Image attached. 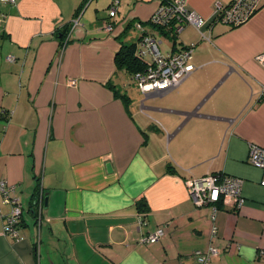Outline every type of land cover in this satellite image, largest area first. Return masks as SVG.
<instances>
[{
    "label": "crops",
    "instance_id": "crops-1",
    "mask_svg": "<svg viewBox=\"0 0 264 264\" xmlns=\"http://www.w3.org/2000/svg\"><path fill=\"white\" fill-rule=\"evenodd\" d=\"M120 1L111 18L112 0H0V180L23 206L9 237L0 192V264H197L212 247L209 264H264V170L248 162L264 149V0L240 26L218 17L232 0H186L207 22L180 34L197 69L145 95L116 58L156 32L162 1ZM219 173L243 181L245 205L197 208L187 181Z\"/></svg>",
    "mask_w": 264,
    "mask_h": 264
},
{
    "label": "built area",
    "instance_id": "built-area-1",
    "mask_svg": "<svg viewBox=\"0 0 264 264\" xmlns=\"http://www.w3.org/2000/svg\"><path fill=\"white\" fill-rule=\"evenodd\" d=\"M1 1L10 4L16 3L17 0ZM161 1L162 6L150 19L154 23L159 24L162 20L168 21L169 18L166 19V17H168L171 9H175L177 5V11L181 13L186 23L180 25L175 32L181 34L188 25L193 26L201 33L205 29L207 25L206 20L199 14L189 11L186 6V0H176L173 7H164V0ZM262 1L263 0H233L229 6L220 7L218 14L219 20L232 26H240L249 21L258 12L262 5ZM120 3V0H112L109 9L111 18L116 16ZM79 18L80 16L77 19ZM74 28L75 24H72L68 39L64 45L68 44L71 31H74ZM137 28L142 30L140 24ZM107 29L112 31L114 29L113 24H107ZM161 44V41L157 42L147 36L143 37L140 42L141 50L139 54L142 57H152V62L147 70L143 73L136 74L133 79L140 93L144 95L151 92L166 93L175 90L197 69L192 62L195 45H191L189 48L179 52L176 51L163 54L160 49ZM261 60L264 62V58H261ZM69 82L70 84L75 83L73 80ZM248 162L254 167L264 170V149L258 146H252ZM262 185L264 186V181ZM187 188L197 208L212 206L213 210L216 212L218 210V204L222 202V199L235 201L236 208L242 207L246 202L243 196V181L240 178L232 177L224 173L189 180L187 181ZM14 190V186L9 185L7 180H0V192L5 197L4 202L12 205L11 213L5 217L4 228L9 237L18 238L19 232L16 225L23 212L17 199L13 197ZM142 223L144 224L146 221L142 219ZM166 235V226L158 227L153 232L149 233L143 239L142 243L146 245H155ZM218 253L219 250L215 247H212L208 253L197 252L195 254L197 264H209V259L218 255Z\"/></svg>",
    "mask_w": 264,
    "mask_h": 264
},
{
    "label": "trees",
    "instance_id": "trees-1",
    "mask_svg": "<svg viewBox=\"0 0 264 264\" xmlns=\"http://www.w3.org/2000/svg\"><path fill=\"white\" fill-rule=\"evenodd\" d=\"M175 1L176 0H164L163 1V6L164 7L165 6L166 7H173ZM168 18H169L168 21L162 20V21H160L159 24L154 23L152 20H149L146 23L147 25H149V27L153 28L156 32L154 31L155 32L154 34L145 33L142 36V38L139 40V43H138L139 48H138V50H137V45L136 44L122 45V47H121V49H120V51H119V53L117 55V58H116L117 59V65H118V67L121 70H124L128 74L132 75L133 76V79H134V76L136 74L143 73L148 68V66L146 65L147 63L145 62L146 61L145 57H142L139 54V52L141 50L140 42L143 39V37H145V36L150 37V38L156 40L157 42L160 41L159 40V37H161L163 40L167 39V40L171 41L172 48L170 49V52L169 53H172L174 50H176V48L178 49L177 52H179V51H181L183 49H186V48H189L191 46V45L186 46V45L180 44V34H178L177 32H175V30L180 25L186 23L185 20H184V18H182L181 13L177 11V5H176L175 9L174 8L171 9V11H170L168 17H166V19H168ZM140 25L142 26V29L146 27V25H143V24H140ZM70 29H71L70 26H68V28L66 29V31H64L62 33L64 35V38L70 32ZM157 32H158L159 36L158 35L155 36V34ZM176 36L179 38V40H178V38ZM63 40H61V43L63 42ZM160 49H161V45H160ZM109 85L111 86L112 89H114V87H113L112 84L109 83ZM114 91H115V89H114ZM39 182H40V180H39ZM40 187H41V185L39 183L38 186H37V189L35 191V194H34L33 198L34 197L35 198L38 197ZM3 198H5L4 195H3ZM18 204L21 206V209H22V212H23V206L21 205V203H19V201H18ZM220 204H221V202L218 204V206ZM140 211H141V214H140L141 218L146 221L147 213L149 212V208H148L146 202H144V201H141L140 202ZM22 221H23V214L18 219V223L16 225V228L18 229V232H20V227H21Z\"/></svg>",
    "mask_w": 264,
    "mask_h": 264
},
{
    "label": "rangeland",
    "instance_id": "rangeland-1",
    "mask_svg": "<svg viewBox=\"0 0 264 264\" xmlns=\"http://www.w3.org/2000/svg\"><path fill=\"white\" fill-rule=\"evenodd\" d=\"M176 37H177V36H176ZM177 38H178V37H177ZM161 39H162V38L159 37V40H161ZM164 39H165V38H164ZM178 40H179V38H178ZM169 43H171V41H169V40H167V39L164 40L163 44L161 45V49H162V51H166L167 49L170 48Z\"/></svg>",
    "mask_w": 264,
    "mask_h": 264
},
{
    "label": "water",
    "instance_id": "water-1",
    "mask_svg": "<svg viewBox=\"0 0 264 264\" xmlns=\"http://www.w3.org/2000/svg\"><path fill=\"white\" fill-rule=\"evenodd\" d=\"M47 204V196H46V200H45V205Z\"/></svg>",
    "mask_w": 264,
    "mask_h": 264
}]
</instances>
